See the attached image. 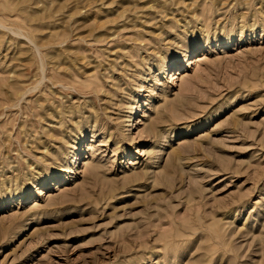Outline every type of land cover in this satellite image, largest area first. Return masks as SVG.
Listing matches in <instances>:
<instances>
[{
	"label": "rangeland",
	"instance_id": "rangeland-1",
	"mask_svg": "<svg viewBox=\"0 0 264 264\" xmlns=\"http://www.w3.org/2000/svg\"><path fill=\"white\" fill-rule=\"evenodd\" d=\"M0 264H264V0H0Z\"/></svg>",
	"mask_w": 264,
	"mask_h": 264
},
{
	"label": "bare ground",
	"instance_id": "bare-ground-1",
	"mask_svg": "<svg viewBox=\"0 0 264 264\" xmlns=\"http://www.w3.org/2000/svg\"><path fill=\"white\" fill-rule=\"evenodd\" d=\"M189 61V59H185L184 60V63H187ZM191 62V61H190ZM189 63V62H188ZM137 108V107H136ZM136 110V109H135ZM133 112V110L131 111V113ZM132 115V114H131ZM129 118H131V117H129ZM128 119V118H127ZM130 123H131V121H130ZM133 125V124H132ZM132 134V133H131ZM136 137V136H135Z\"/></svg>",
	"mask_w": 264,
	"mask_h": 264
}]
</instances>
